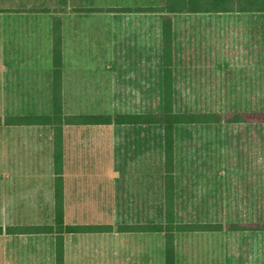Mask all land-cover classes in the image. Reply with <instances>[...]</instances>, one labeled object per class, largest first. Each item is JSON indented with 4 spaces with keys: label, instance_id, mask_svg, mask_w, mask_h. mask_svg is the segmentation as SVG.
<instances>
[{
    "label": "crops",
    "instance_id": "obj_1",
    "mask_svg": "<svg viewBox=\"0 0 264 264\" xmlns=\"http://www.w3.org/2000/svg\"><path fill=\"white\" fill-rule=\"evenodd\" d=\"M164 4L165 0H0V101L1 96L8 94L36 95L40 87L50 88L49 92L53 96L56 69L59 72L63 105L67 89L76 87V80L104 77L111 79L113 88H126L124 93L143 96L159 94L162 97L168 61L172 63V87L177 104L179 96L214 93L209 89L214 88L216 72L221 73L226 89L230 90L228 74L234 68L231 66L236 63L240 65L241 61L216 57L212 48L226 47V29L232 22L230 16L247 14L169 12L159 9ZM215 28L223 31L221 38H216ZM259 31L257 36L260 37L261 29ZM167 41L172 45L171 56L165 50ZM221 41L224 43H219ZM261 57L253 61L255 66L252 70H263ZM56 63L60 64L57 68ZM261 85L256 79L255 83H247L246 88H252L251 93H263L264 85ZM229 90L226 94L230 93ZM114 93L119 91L115 90ZM162 101L163 98L158 109L148 102L139 111L109 113L160 111ZM2 103L5 104V101ZM7 115L13 114H0V118L4 120ZM194 125L211 124L181 125L176 129L178 132L180 127ZM28 126L35 125L10 126L4 121L0 122V127L5 128ZM110 127L143 130L160 128V145L164 154L163 130L160 126L113 123L108 126L66 127L63 170L65 222L104 229L63 233V264H167V238L164 231L121 228L165 224L168 188L173 191L177 223L216 222L179 218L177 170L172 173L150 170L149 167L147 170H67V130ZM139 137L142 141L139 152L141 158L145 159L144 142L149 135L140 134ZM177 138L178 133L176 141ZM5 154L4 149V161ZM170 174L172 177H168ZM40 200L48 201L47 205L52 207V221L47 223L52 224L54 170H6L0 163V220L3 218L0 222V264H57L56 233L7 232L9 226L42 224L37 218L24 223L7 222L8 207L38 208ZM105 207L110 209L103 212L102 208ZM221 223L223 230L176 231L174 264L183 263L184 237L187 239L185 249L190 251L193 244L188 240L195 236L264 233L231 232L226 230V223ZM188 257L186 264H194Z\"/></svg>",
    "mask_w": 264,
    "mask_h": 264
},
{
    "label": "rangeland",
    "instance_id": "obj_2",
    "mask_svg": "<svg viewBox=\"0 0 264 264\" xmlns=\"http://www.w3.org/2000/svg\"><path fill=\"white\" fill-rule=\"evenodd\" d=\"M230 17L226 47L212 48L216 57L243 62L240 65L230 63L234 67L228 74L230 93L226 94L228 90L221 73L216 72L214 88L209 89L214 93L179 96V109L264 110V92L251 93L253 89L246 88L247 83H255L256 79L264 85V14ZM259 29L260 37L257 36ZM222 32L215 28L216 38ZM259 56H262L263 70H252L253 61H258ZM50 90L40 87L36 95L1 96L0 114L48 113L53 106ZM115 90L119 93H114ZM67 91L64 107L71 113L139 111L148 102L158 109L162 98L159 94L124 93L126 88H113L107 77L76 80V87ZM217 91L220 92L215 93ZM177 133L179 218L224 223L264 220V124L194 125L180 127ZM140 134L149 135L144 142L145 159L139 152L142 147ZM51 137V129L47 127H0L1 167L5 166L6 170H53ZM161 138V129L153 127L67 130V170H147V167L164 170ZM47 202L40 200L38 208L8 207V224L36 218L42 224L51 222L53 210ZM102 209L106 212L110 208ZM188 241L193 248L186 251L184 237L182 264H186L188 256L194 264H264V233H222L195 236Z\"/></svg>",
    "mask_w": 264,
    "mask_h": 264
},
{
    "label": "trees",
    "instance_id": "obj_3",
    "mask_svg": "<svg viewBox=\"0 0 264 264\" xmlns=\"http://www.w3.org/2000/svg\"><path fill=\"white\" fill-rule=\"evenodd\" d=\"M169 12H213L242 13L247 15L264 14V0H165L164 6ZM168 56L172 54L169 41L165 45ZM170 60V59H169ZM56 63V68L59 67ZM171 61L167 62L165 71V90L162 96V109L145 113H68L64 110L63 96L59 88V72L55 71L56 90L52 96L53 106L48 113L7 115L0 122L10 126L35 125L51 129L53 170L55 171V205L54 222L52 224L16 225L7 227L9 233H56L57 264H63V233L85 232L104 229L93 225H70L65 222L63 202V170H65V129L67 126H108L149 124L160 126L163 130V166L172 173L176 170V133L177 127L193 124H264V110H236L222 112L220 110L179 109L173 93V71ZM168 177H172L168 175ZM173 191L167 190L165 207V224L151 223L146 225L123 226V230L164 231L167 238V264H174V233L176 231H207L223 230L221 222L216 223H177L175 220ZM2 229L0 228V231ZM226 230L231 232L264 231V220L250 219L229 221Z\"/></svg>",
    "mask_w": 264,
    "mask_h": 264
}]
</instances>
